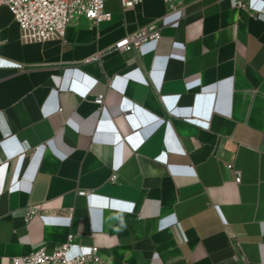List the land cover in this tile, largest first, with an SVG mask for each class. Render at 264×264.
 I'll return each mask as SVG.
<instances>
[{
  "label": "crops",
  "instance_id": "crops-1",
  "mask_svg": "<svg viewBox=\"0 0 264 264\" xmlns=\"http://www.w3.org/2000/svg\"><path fill=\"white\" fill-rule=\"evenodd\" d=\"M183 4L106 0L111 20L36 43L0 9L21 65L0 68V264L71 233L109 264H264V13ZM165 17L142 53L111 48Z\"/></svg>",
  "mask_w": 264,
  "mask_h": 264
},
{
  "label": "built area",
  "instance_id": "built-area-1",
  "mask_svg": "<svg viewBox=\"0 0 264 264\" xmlns=\"http://www.w3.org/2000/svg\"><path fill=\"white\" fill-rule=\"evenodd\" d=\"M124 8H132L142 0H119ZM170 11L181 12L184 9V0H164ZM106 0H0V9L7 7L12 13L15 22L19 26L20 38L24 43L46 42L53 39L65 37L66 30L74 17H82L98 24L102 21H109L112 18L110 12L105 9ZM264 0H234L235 6L250 11L254 15H261L264 10L260 3ZM167 17L159 19L150 25L140 27L133 33H128L117 41L112 49L116 51L137 50L142 53L146 43L158 41L162 36V27L169 23ZM173 23L177 19L172 20ZM3 39L0 34V48ZM21 65L13 61L0 58V68H20ZM104 93L96 95L94 102L102 107L104 105ZM135 109L126 114L129 121H133ZM102 124V123H101ZM109 124V123H107ZM102 128L101 125L99 129ZM115 131L110 123L107 128ZM135 134L127 137L132 140ZM137 145H140L139 138ZM233 168V163H228ZM236 183L241 182L240 172H236ZM79 195H89L88 191H78ZM36 207L25 208V218L29 221L36 213ZM76 236L69 234L67 240L60 244L53 253H48L42 247L28 255L12 257L7 264H109L100 254L96 246H80L76 253H73V246Z\"/></svg>",
  "mask_w": 264,
  "mask_h": 264
}]
</instances>
